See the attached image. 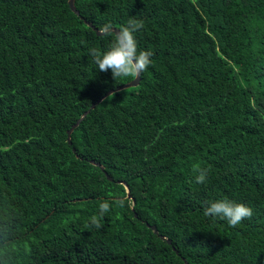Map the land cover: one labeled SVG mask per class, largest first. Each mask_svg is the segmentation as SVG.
<instances>
[{
	"label": "trees",
	"instance_id": "1",
	"mask_svg": "<svg viewBox=\"0 0 264 264\" xmlns=\"http://www.w3.org/2000/svg\"><path fill=\"white\" fill-rule=\"evenodd\" d=\"M66 2L0 0V264H264V0H74L97 30L142 20L154 55L70 146L133 77ZM224 198L253 215L203 214Z\"/></svg>",
	"mask_w": 264,
	"mask_h": 264
},
{
	"label": "clouds",
	"instance_id": "2",
	"mask_svg": "<svg viewBox=\"0 0 264 264\" xmlns=\"http://www.w3.org/2000/svg\"><path fill=\"white\" fill-rule=\"evenodd\" d=\"M143 26L144 23L142 20L130 18L127 25L120 27L119 30H116L111 23L105 24L98 29L102 37L113 38L106 51L101 52L96 48L89 50L100 72L111 70L114 80L120 77H136L138 79L149 68L152 64L151 57L154 53L151 50L138 51L137 40L135 38V33L143 28ZM198 172L199 175L196 177V182L204 183L207 170L198 169ZM99 207L102 218L110 210L111 202L104 201ZM203 214L213 219L219 218L226 220L230 226L235 227L244 219L250 218L253 215V211L243 203H237L224 198L210 202L204 208ZM92 223L96 228L101 227L100 222L95 216L92 218ZM0 227H3L5 231L7 230L6 225ZM4 239L7 241L6 236ZM7 246L8 244H5V247ZM0 251H4V248H0Z\"/></svg>",
	"mask_w": 264,
	"mask_h": 264
},
{
	"label": "water",
	"instance_id": "3",
	"mask_svg": "<svg viewBox=\"0 0 264 264\" xmlns=\"http://www.w3.org/2000/svg\"><path fill=\"white\" fill-rule=\"evenodd\" d=\"M66 4H67V7H68L69 11H70L71 13H73L76 17H78V19H79L80 21H82L83 24H84L86 27L90 28V29L94 32V34H95L96 36H101L96 28H94L90 23L86 22L82 17L79 16L78 12L76 11V9H75V7H74V0H67ZM139 80H140V77H139L138 79H137L136 77H133V79H132L130 82H127V83H125V84H123V85H121V86H118V87H116V88H114V89H112V90L107 91L103 96H101V97H100L99 99H97L94 103H92V104L89 106V108H88L86 111H84V112L78 117V119H77V120H76V121L70 126V128L66 131L65 135H66V143H67V145L70 146V134L72 133L73 129H75V128L78 126V124L84 119V117L88 114V112H89L90 110H92L97 104H99L103 99H105L106 97L110 96L111 94H113V93H115V92H119V91L125 90V89H128V88H134V87H136V86L138 85V83H139ZM71 152L74 154V157H75V158H78V156L75 154V152H74L73 149H71ZM79 159H80V158H79ZM88 163H89L90 165H92V166L97 167V168L102 172L103 176L105 177V179H106L107 181H109V182L112 181V178H111L110 176H108V175L104 172L103 167H102L101 165H99L98 163H94L93 161H88ZM116 184H118V185H122V186H123V188H124V190H125V193H126V195H125V199L130 200V201H131V205H133V200H132V198H131V196H130V194H129V192H128V189H127L126 184L123 183V182H121V181H117ZM131 210H132V209H131ZM134 217H135V216H134ZM145 226H146V228H148L149 230H151L152 233H153L154 235H157V231H156V229H155L154 226H148V225H145ZM158 238H159L161 241H164L167 245L170 244V241L167 240V239H165L163 236H160V235H159ZM171 250H172L175 254L177 253V251H176L174 248H171ZM182 261H183V264H187L183 259H182Z\"/></svg>",
	"mask_w": 264,
	"mask_h": 264
}]
</instances>
